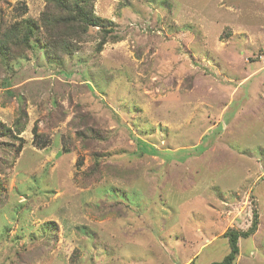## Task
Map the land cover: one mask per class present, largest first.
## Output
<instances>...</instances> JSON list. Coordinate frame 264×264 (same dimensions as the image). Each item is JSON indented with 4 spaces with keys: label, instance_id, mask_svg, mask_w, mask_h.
Masks as SVG:
<instances>
[{
    "label": "rangeland",
    "instance_id": "374dc122",
    "mask_svg": "<svg viewBox=\"0 0 264 264\" xmlns=\"http://www.w3.org/2000/svg\"><path fill=\"white\" fill-rule=\"evenodd\" d=\"M44 4L0 0V23ZM94 10L120 36L99 53L32 42L0 69V264H210L253 208L232 264H264V0Z\"/></svg>",
    "mask_w": 264,
    "mask_h": 264
},
{
    "label": "trees",
    "instance_id": "16d2710c",
    "mask_svg": "<svg viewBox=\"0 0 264 264\" xmlns=\"http://www.w3.org/2000/svg\"><path fill=\"white\" fill-rule=\"evenodd\" d=\"M95 0H45L44 7L37 19L22 18L11 24L0 23V69L4 70L14 59L30 50L32 42L40 44L48 57L61 58L71 55L81 48V43L94 34L98 38L95 52L99 53L108 41H117L120 36L116 32V25L112 20L101 17L95 13ZM25 9V7H23ZM22 113L20 107V116ZM17 130L22 126L19 119L15 121ZM33 128L34 140L39 147L43 146L38 141L40 135ZM79 139L98 138L95 129L76 132ZM16 139V137H14ZM21 147V138H18ZM141 148V147H140ZM153 152V151H150ZM96 156L98 152L94 153ZM98 163H94L96 167ZM0 169V172H4ZM258 225V213L253 208L250 225L245 230L228 228L222 236L227 240L228 251L219 261L210 264H232L239 254V239L252 235ZM187 264H194L191 260Z\"/></svg>",
    "mask_w": 264,
    "mask_h": 264
}]
</instances>
